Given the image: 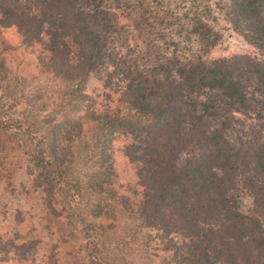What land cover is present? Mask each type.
I'll list each match as a JSON object with an SVG mask.
<instances>
[{
  "label": "trees",
  "instance_id": "1",
  "mask_svg": "<svg viewBox=\"0 0 264 264\" xmlns=\"http://www.w3.org/2000/svg\"><path fill=\"white\" fill-rule=\"evenodd\" d=\"M196 1L0 0V26L16 28L56 78L105 74L138 115L98 117L110 136L131 138L124 154L144 190L141 216L176 264H264V0H228L226 12L260 56L220 59L210 57L218 24ZM39 149L35 178L54 188L64 172Z\"/></svg>",
  "mask_w": 264,
  "mask_h": 264
},
{
  "label": "rangeland",
  "instance_id": "2",
  "mask_svg": "<svg viewBox=\"0 0 264 264\" xmlns=\"http://www.w3.org/2000/svg\"><path fill=\"white\" fill-rule=\"evenodd\" d=\"M227 1L197 0L193 8L218 24L221 43L210 57L260 56L228 23ZM135 44L144 48L139 37ZM104 78L46 73L23 35L0 26V264H176L175 250L141 216L144 190L124 154L131 138L117 129L110 136L98 117L109 110L139 118ZM39 148L64 172L54 188L35 178Z\"/></svg>",
  "mask_w": 264,
  "mask_h": 264
}]
</instances>
